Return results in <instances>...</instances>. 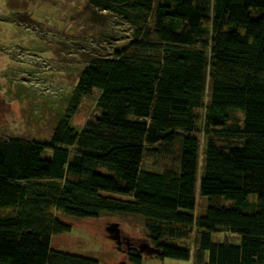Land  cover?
Wrapping results in <instances>:
<instances>
[{"label":"trees","instance_id":"1","mask_svg":"<svg viewBox=\"0 0 264 264\" xmlns=\"http://www.w3.org/2000/svg\"><path fill=\"white\" fill-rule=\"evenodd\" d=\"M87 3L134 37L80 70L72 106L99 94L80 128L67 113L47 142L0 137V264H97L50 239L70 229L59 215L104 213L140 217L158 257L264 264V0ZM153 145L176 147V167L144 169Z\"/></svg>","mask_w":264,"mask_h":264},{"label":"rangeland","instance_id":"2","mask_svg":"<svg viewBox=\"0 0 264 264\" xmlns=\"http://www.w3.org/2000/svg\"><path fill=\"white\" fill-rule=\"evenodd\" d=\"M134 31L130 22L90 7L87 0H0V137L47 142L67 113L71 126L80 128L98 113L99 95L92 90L72 106L80 70L92 57L111 56L133 39ZM239 115L235 112V118ZM214 139L227 142L221 135ZM153 147L159 149L145 153L144 169L176 167V147L169 151ZM51 153L47 147L41 156L49 158ZM196 197L195 210L198 202V212L203 213L208 197L198 191ZM58 217L70 229L51 236L52 249L91 257L97 264H192L191 258H162L153 253L155 246L138 216ZM212 239L237 243L239 235L220 229ZM131 257L140 262L134 263Z\"/></svg>","mask_w":264,"mask_h":264},{"label":"water","instance_id":"3","mask_svg":"<svg viewBox=\"0 0 264 264\" xmlns=\"http://www.w3.org/2000/svg\"><path fill=\"white\" fill-rule=\"evenodd\" d=\"M152 252L155 253V254H159V249L158 248H153Z\"/></svg>","mask_w":264,"mask_h":264}]
</instances>
